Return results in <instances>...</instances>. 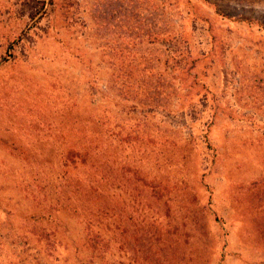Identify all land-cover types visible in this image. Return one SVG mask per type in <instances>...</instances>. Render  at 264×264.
Masks as SVG:
<instances>
[{
	"label": "rangeland",
	"instance_id": "1",
	"mask_svg": "<svg viewBox=\"0 0 264 264\" xmlns=\"http://www.w3.org/2000/svg\"><path fill=\"white\" fill-rule=\"evenodd\" d=\"M103 263L264 264V0H0V264Z\"/></svg>",
	"mask_w": 264,
	"mask_h": 264
},
{
	"label": "trees",
	"instance_id": "2",
	"mask_svg": "<svg viewBox=\"0 0 264 264\" xmlns=\"http://www.w3.org/2000/svg\"><path fill=\"white\" fill-rule=\"evenodd\" d=\"M129 59H130L129 56L126 57L125 63H127ZM124 72L119 71L118 77H120L119 74H126ZM126 77H128V73ZM133 80H134L133 78L130 79V81L133 84H135L136 79L134 81ZM96 123L100 124V120H96ZM80 163L84 164L85 160H82ZM105 177L108 178L107 176H102V179H105ZM76 186L78 189L82 190V185L80 183H78ZM62 187L64 188L62 189V191L59 192V196L56 199H51L53 203L49 206L48 212L43 215L46 225L50 224L51 222H54V220H60L58 218L59 211H66V213H70V214H77L78 212L79 204L78 201L76 200L77 198L73 196L70 190V187H72V183L67 185H60V188ZM93 190L97 191L96 188H94ZM106 216H107L106 213L104 215L98 212L89 213V214L84 213L83 216L84 219L82 220L83 222L86 221V223H88L87 229L89 230V233L87 237L88 238L87 243L93 248L94 250L93 255L97 257H101L102 259H104V254L108 251L110 246L109 237H106L108 233H105V231L108 230L109 227H107L106 224L103 223L105 221L104 219L107 218ZM114 224H119V221L116 220ZM116 229H118V227ZM43 234L46 240V247L50 251H53L56 248V240H55L56 237L54 236L55 229H51L47 227V229H45ZM91 262L94 263L95 261L91 260Z\"/></svg>",
	"mask_w": 264,
	"mask_h": 264
}]
</instances>
